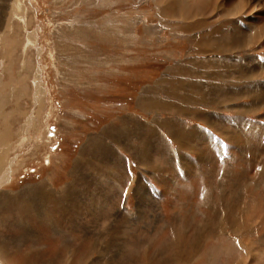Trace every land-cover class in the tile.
I'll use <instances>...</instances> for the list:
<instances>
[{
	"label": "rangeland",
	"instance_id": "1",
	"mask_svg": "<svg viewBox=\"0 0 264 264\" xmlns=\"http://www.w3.org/2000/svg\"><path fill=\"white\" fill-rule=\"evenodd\" d=\"M263 31L264 0H0V134L17 162L0 204L45 184L59 219L54 240L36 208L18 214L36 221L10 244L18 218L0 206V239L29 264H264ZM169 70L207 101L138 104L167 96ZM156 121L181 124L180 145L141 129Z\"/></svg>",
	"mask_w": 264,
	"mask_h": 264
},
{
	"label": "bare ground",
	"instance_id": "2",
	"mask_svg": "<svg viewBox=\"0 0 264 264\" xmlns=\"http://www.w3.org/2000/svg\"><path fill=\"white\" fill-rule=\"evenodd\" d=\"M173 2V1H172ZM175 2V1H174ZM220 3V2H219ZM218 3V4H219ZM253 3V2H252ZM224 5V3H221ZM220 5V4H219ZM226 7V4L224 5ZM223 6V7H224ZM158 8V7H157ZM222 8V7H221ZM234 11L237 10L238 7L234 6ZM231 10V9H230ZM239 11V9H238ZM231 11H229L228 13H230ZM237 12V11H236ZM232 13V12H231ZM233 15V14H232ZM261 21V20H260ZM236 26V25H235ZM263 27V26H262ZM233 28V27H232ZM247 30V29H246ZM253 31V30H252ZM251 31V32H252ZM260 32V31H259ZM264 33L261 32V36L262 34ZM251 36V35H250ZM257 36V35H256ZM182 37V36H181ZM28 38L30 40H33L35 41V33L32 32V33H28ZM253 38V37H252ZM248 41V39H247ZM190 42H191V39H190ZM238 42V41H237ZM240 42V41H239ZM255 42V40H250L248 41V43H246L245 45L247 44H250V43H253ZM239 46V45H238ZM248 46V45H247ZM240 47V46H239ZM39 52H40V49H39ZM217 62V61H216ZM187 65V64H186ZM185 66V65H183ZM224 66V65H223ZM182 66H179V68L177 67V71L178 73H175L176 75H181L182 76H189V75H198V74H202L200 73L201 70L198 69L200 68L199 67H195L193 69V71L191 72L188 68H181ZM219 66H215L214 68H212L213 70H218ZM224 68V67H223ZM39 70V69H38ZM225 70V68L223 69ZM204 71V70H203ZM39 72V71H38ZM37 72V73H38ZM208 74L207 71H204ZM226 72V71H225ZM41 72H39L38 74L40 75ZM217 73L219 74V72L217 71ZM261 73L263 74L264 73V67L261 66ZM38 75V76H39ZM174 74H172V70L167 73H165L162 77V79H160L158 82L159 84L154 88V90H159V89H162L164 88V90H162V94H166L167 96L169 95L170 97H172L173 99L174 98H177L178 101L177 102H174L172 99V101H170V99L166 96H164L165 98L161 99L160 102L157 101V99L159 97H157L156 100H151L150 102L147 101L146 103H143V98L145 97V95H143L139 101H138V104H142V107H145L147 104H149V106L153 107V108H160L162 110H166V111H170L171 109H177L176 111H179V112H187L185 109L184 106L180 105V101L184 102L186 99H191L193 97L195 98H198V99H201L200 102L202 101H207L206 100V96L209 94V91H205V89H203V86L202 85H205L206 83H202L199 81V84H195L196 86H192L191 87V90L190 92H186L184 94H180L179 91L183 88V87H186V86H183V82L180 78L178 77H173ZM178 75V76H179ZM218 75H214V77H217ZM213 77V76H212ZM246 78V77H245ZM38 79V78H37ZM217 81V80H216ZM195 82V81H194ZM197 82V81H196ZM41 83V80L38 79V87ZM217 83V82H216ZM191 84V83H189ZM219 84V83H218ZM212 86V85H211ZM220 86V85H219ZM225 86V85H224ZM261 86V85H260ZM221 87L223 88V86L221 85ZM219 88V89H222V88ZM159 88V89H158ZM166 89H172V91H169V90H166ZM244 89V87L242 88V90ZM259 92H261V95L264 96V88L263 87H260L259 88ZM192 91V92H191ZM220 91V90H219ZM222 91V90H221ZM164 94V95H165ZM35 98V102H38V96H34ZM168 98V100L166 99ZM263 99V98H262ZM146 100V99H145ZM179 103V104H178ZM223 103V102H222ZM42 107V106H41ZM39 108H40V105H39ZM149 108V107H148ZM152 110V109H151ZM258 110V109H257ZM202 111V110H201ZM205 112V111H204ZM177 113V112H176ZM208 113V112H207ZM184 114V113H183ZM206 115V114H205ZM202 117V116H201ZM209 117V116H207ZM205 122L207 119H204ZM32 122H33V117H29L28 118V121H27V125H28V129L26 130L29 131V129L31 128L32 126ZM209 122V121H207ZM141 123V122H140ZM143 123V122H142ZM155 126L156 127H152V125H147L145 123L143 128V130H146L148 131L147 128H152L154 132H157V129L158 127H165L163 125V123L159 122V121H156L155 122ZM179 124V123H178ZM121 125V124H120ZM158 126V127H157ZM176 126V125H175ZM175 126H171V130L170 131H167V128L165 127L164 129L166 130V132L168 133H171L173 135V139L177 142L178 145H180V137H184V133H187V130L186 131H183V129L179 126H181V124L178 125V128L179 129H176ZM184 126V125H183ZM168 127V126H167ZM140 129V130H141ZM169 129V127H168ZM185 129V128H184ZM122 133L124 132L123 129H119ZM198 131V130H197ZM109 132V131H108ZM148 133V132H146ZM190 133H193L192 130H189L188 131V135ZM154 135H157L158 136V132L157 133H154ZM153 135V136H154ZM188 135L186 137H188ZM193 135V134H191ZM196 135V134H195ZM145 136V135H144ZM150 137V136H149ZM181 137V138H182ZM190 137V136H189ZM7 138V133H3V134H0V196H3L4 193H1V192H4L3 190H1L3 186H5L6 184L10 183L12 181V175H13V166L17 163H15V158H12V159H9L7 157V152H8V146H7V143L5 141V139ZM146 138V137H145ZM154 138V137H153ZM197 138V137H196ZM191 139V138H190ZM148 141V140H147ZM159 142V141H158ZM143 144V143H142ZM140 147V146H139ZM150 147V146H149ZM138 150V149H137ZM142 150H143V147H142ZM146 151V150H145ZM163 151H164V148H163ZM167 151L168 149H165V154H167ZM148 152V151H147ZM145 154V153H144ZM142 155L141 156V159H140V162L142 164L146 163L144 160L147 161V156L146 155ZM151 157V156H150ZM182 158V157H181ZM151 159V158H150ZM180 159V158H179ZM85 160L88 162H90L91 160L88 158V157H85V159H82V155L79 156L77 162H79V164H81L80 162H85ZM176 162V161H175ZM149 167V166H148ZM185 167V166H183ZM112 169V168H111ZM110 169V170H111ZM152 170V168L150 169ZM146 172V171H145ZM99 174H100V170H99ZM98 174V175H99ZM163 177V176H162ZM167 177V176H166ZM116 180V179H115ZM94 184V183H93ZM75 185V184H74ZM42 186V187H40ZM38 190H39V193L38 194H31L30 197L28 198L26 196V194H22V195H14V196H11L10 198L13 199V201H4V204L6 205H3V204H0V206H5L4 208V211H7V212H13L14 215L13 217L9 220V222H12L13 220H15V218H18V221H17V231L11 235H9L10 237H12L10 240H9V237H6L7 239V243L9 242L10 244H12V242H14V239L15 237H18V238H22L23 236H26V235H23L21 236V231L18 230L19 227H20V224H19V221H22L23 220V224L25 227L29 228V225L32 226V224H34L35 222L33 221H36L35 219H25L24 217H21L19 216L18 217V214L20 215H26V214H30V213H33L34 214V209L36 208L38 210V212L40 214H42L43 217H45L47 219V223L48 225L51 227V232H50V236L53 238V236L57 235L55 232H57L56 230L58 229V220L56 219V213L55 210L57 208V203L55 201H53V194L51 193V191L49 190V187L46 186L45 184H39L38 186ZM40 187V188H39ZM74 186L73 185H70L68 188H66L64 191L62 190L61 193V196H60V199L61 202H65V203H70L71 201V198H72V189ZM71 189V190H69ZM79 189V188H78ZM79 191V190H78ZM6 192V191H5ZM7 194V193H6ZM9 195V194H7ZM59 197V196H58ZM8 199V198H7ZM55 199V198H54ZM58 201V199H56ZM48 202V203H47ZM60 202V201H59ZM42 203V204H41ZM71 205V204H70ZM59 206V205H58ZM76 207V205H75ZM1 209V208H0ZM58 209V208H57ZM31 217V216H30ZM19 226V227H18ZM13 230V229H12ZM29 232V231H27ZM36 234V233H35ZM29 236V235H28ZM34 236V235H33ZM1 237V236H0ZM32 237V236H31ZM57 237L55 236V238H53L54 240L56 239ZM23 239V238H22ZM28 239V237L26 238ZM30 240V237L29 239ZM6 241V240H5ZM49 241V240H48ZM27 242V241H26ZM10 244H6L4 243V241L2 240V238L0 239V256L1 258L3 259V261H5L7 264H29L30 260H32L29 256L28 253H24L22 251H20V249L18 248L19 245H20V242L18 241V246H16V250H11L9 248ZM22 244V243H21ZM25 244V243H24ZM243 244V243H242ZM251 244V243H250ZM17 245V244H16ZM253 245V244H251ZM245 247L248 246V242L246 244H244ZM21 247V246H20ZM23 247V245H22ZM26 247V246H25ZM251 248V247H250ZM30 251V250H29ZM34 251V250H33ZM33 256V254H32ZM0 258V259H1ZM35 258V257H34ZM18 260L22 261V262H18ZM27 262V263H26ZM4 263V262H3Z\"/></svg>",
	"mask_w": 264,
	"mask_h": 264
},
{
	"label": "crops",
	"instance_id": "3",
	"mask_svg": "<svg viewBox=\"0 0 264 264\" xmlns=\"http://www.w3.org/2000/svg\"><path fill=\"white\" fill-rule=\"evenodd\" d=\"M199 124H202V123H199ZM202 125H204L205 127H207L208 129H210L211 131H213L208 125H205V124H202ZM199 128V127H198ZM248 128H249V125H248ZM247 128V129H248ZM200 129V128H199ZM201 130V129H200ZM159 131V130H158ZM165 132V131H164ZM214 133H216L215 131H213ZM161 134V133H160ZM205 137H206V135H204ZM161 137L164 139V137H163V135L161 134ZM170 138V137H169ZM211 140V139H210ZM169 144V143H168ZM169 145H171V144H169ZM229 159H230V157H229ZM196 166H198V164L196 165ZM180 171V170H179ZM178 171V172H179ZM182 175V173L181 174H179V176H181ZM183 176V175H182ZM184 177H182L181 179H183Z\"/></svg>",
	"mask_w": 264,
	"mask_h": 264
}]
</instances>
